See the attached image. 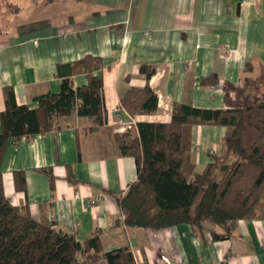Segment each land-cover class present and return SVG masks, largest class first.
<instances>
[{
    "label": "crops",
    "instance_id": "0c3cea01",
    "mask_svg": "<svg viewBox=\"0 0 264 264\" xmlns=\"http://www.w3.org/2000/svg\"><path fill=\"white\" fill-rule=\"evenodd\" d=\"M3 1L14 9V24L0 38V112L4 86L13 88L17 104L35 108L36 97L58 92L63 77L84 84L85 72L69 71L86 55L102 60L94 74L102 75L108 112L93 130L92 118L74 110L58 127L8 141L0 170L10 202L79 241L97 233L104 251L128 245L136 264H264V218L238 219L222 239L206 229L194 234L183 222L159 229L124 224L117 198L136 168L113 136L136 133L137 121H169L174 103L225 108L220 84L237 83L245 62L264 65V0ZM142 66L152 69L149 76ZM211 74L219 84L202 82ZM146 85L157 95L156 110L130 114L121 96ZM224 133L222 125L191 126L196 170L220 152ZM97 195L101 200L87 205Z\"/></svg>",
    "mask_w": 264,
    "mask_h": 264
},
{
    "label": "trees",
    "instance_id": "16d2710c",
    "mask_svg": "<svg viewBox=\"0 0 264 264\" xmlns=\"http://www.w3.org/2000/svg\"><path fill=\"white\" fill-rule=\"evenodd\" d=\"M101 67L98 56L86 55L73 62L69 72H85L86 82L74 87L69 76L63 77L58 92L36 97L35 108L17 104L13 88L4 86L0 165L8 141L15 143L23 136L58 127V119L74 110L92 118L89 130L105 124L102 75L94 74ZM141 70L147 76L152 72L143 66ZM202 82L219 84L216 74ZM220 86L225 108L174 103L169 121H137L136 133H114L120 153L132 156L136 168V178L117 198L124 224L159 229L183 222L194 234L206 229L214 239H222L232 234L238 219L264 218V65L256 68L245 62L237 83L225 80ZM120 105L132 115L152 113L157 95L147 85L130 88ZM203 123L222 125L225 133L220 152L210 153V161L198 171L190 154V132L193 124ZM100 261L136 264L128 245L104 251L97 233L79 241L46 219H34L27 206L13 205L4 194L0 170V264Z\"/></svg>",
    "mask_w": 264,
    "mask_h": 264
},
{
    "label": "rangeland",
    "instance_id": "374dc122",
    "mask_svg": "<svg viewBox=\"0 0 264 264\" xmlns=\"http://www.w3.org/2000/svg\"><path fill=\"white\" fill-rule=\"evenodd\" d=\"M14 24L13 7L0 1V38L3 33L10 32V27ZM232 94V93H231Z\"/></svg>",
    "mask_w": 264,
    "mask_h": 264
},
{
    "label": "built area",
    "instance_id": "2783aa9c",
    "mask_svg": "<svg viewBox=\"0 0 264 264\" xmlns=\"http://www.w3.org/2000/svg\"><path fill=\"white\" fill-rule=\"evenodd\" d=\"M146 34H148V33L146 32ZM100 200H101L100 195L94 196L93 198H91V199H89V200L87 201V205H89V206H93V205L96 204V202H98V201H100Z\"/></svg>",
    "mask_w": 264,
    "mask_h": 264
}]
</instances>
